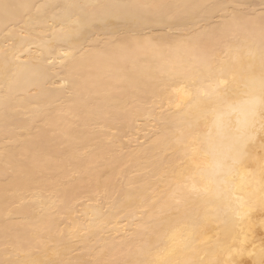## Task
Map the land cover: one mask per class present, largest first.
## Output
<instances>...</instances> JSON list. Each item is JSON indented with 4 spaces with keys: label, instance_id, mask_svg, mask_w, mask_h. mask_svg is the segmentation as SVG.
<instances>
[{
    "label": "bare ground",
    "instance_id": "bare-ground-1",
    "mask_svg": "<svg viewBox=\"0 0 264 264\" xmlns=\"http://www.w3.org/2000/svg\"><path fill=\"white\" fill-rule=\"evenodd\" d=\"M262 77L264 0H0V264H264Z\"/></svg>",
    "mask_w": 264,
    "mask_h": 264
},
{
    "label": "snow or ice",
    "instance_id": "snow-or-ice-1",
    "mask_svg": "<svg viewBox=\"0 0 264 264\" xmlns=\"http://www.w3.org/2000/svg\"><path fill=\"white\" fill-rule=\"evenodd\" d=\"M5 7H8V6L5 5ZM111 18L116 19V20L121 19L119 15H115ZM100 22H105V21H100ZM138 22H142V21H138ZM259 89L261 93V100L262 102H264V77H262L261 80L259 81ZM260 173H261V179H262V187H264V158L260 160ZM261 211H264V200H262L261 202Z\"/></svg>",
    "mask_w": 264,
    "mask_h": 264
}]
</instances>
